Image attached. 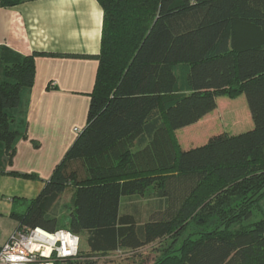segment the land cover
I'll return each instance as SVG.
<instances>
[{"label": "trees", "instance_id": "obj_1", "mask_svg": "<svg viewBox=\"0 0 264 264\" xmlns=\"http://www.w3.org/2000/svg\"><path fill=\"white\" fill-rule=\"evenodd\" d=\"M98 2L104 22L87 124L18 215L20 227L86 233L89 250L63 264H94L95 256L155 243L160 255L150 264H264V216L233 225L252 219L255 199L264 198V0ZM5 75L0 142L12 155L17 133L7 110L34 84V57L6 65ZM241 95L252 129L181 148L178 130L212 113L219 97ZM67 189L70 219L59 226ZM147 193L156 202L146 221L123 211L124 197Z\"/></svg>", "mask_w": 264, "mask_h": 264}, {"label": "crops", "instance_id": "obj_2", "mask_svg": "<svg viewBox=\"0 0 264 264\" xmlns=\"http://www.w3.org/2000/svg\"><path fill=\"white\" fill-rule=\"evenodd\" d=\"M15 1L0 0V80H7L6 65L29 56L36 76L22 90L19 106L7 110L17 133L13 154L0 142V222L11 227L6 235L0 230V246L20 227L18 215L39 196L87 124L104 22L98 0ZM217 101L231 112L233 126L244 122L240 133L254 127L248 104L234 117L237 107L221 97Z\"/></svg>", "mask_w": 264, "mask_h": 264}, {"label": "rangeland", "instance_id": "obj_3", "mask_svg": "<svg viewBox=\"0 0 264 264\" xmlns=\"http://www.w3.org/2000/svg\"><path fill=\"white\" fill-rule=\"evenodd\" d=\"M177 71L180 76V84L178 89L181 91L186 90L187 82H185L182 79L185 69L184 68L182 69V66H179L177 67ZM221 98L228 101L225 103L230 102V105H234L235 107H237L234 117L240 116L241 110L246 111L245 108L247 105V100L245 98V95H241L239 97H234V98L228 96H222ZM211 114L213 115L210 116ZM223 116H225V118H222ZM205 118L207 119H206V123L204 124L202 123L197 125L196 123L194 125L182 128L176 132V137L182 149L186 150L203 145L204 143L207 142L209 137H211L214 134L221 133L222 131L225 130L224 128L231 129L229 131H231L232 133H240V129H242L244 125V122H241L238 124L236 123L237 125L233 126L235 120H233L234 118L231 115V112H225L223 103L220 104L212 113L207 115V117ZM71 191L72 190L67 189L64 192V194H62V197L60 198V201L57 205V211L61 212L59 214V226H65L70 219V214L67 212L66 204H68L70 201V197L72 194ZM151 197H152L151 193L150 194L147 193V195L145 196L124 197L123 199L125 198L126 199L123 202V211L134 213L138 217L140 222H144L148 219L149 212L156 202V200H153V198ZM236 208L237 207H234L233 210H236ZM251 209L253 213L252 219H250L249 221H245L243 218H239L236 221V223L233 224L235 228L238 229L240 228L241 225H251L254 222H257L263 218L264 198L255 199V202L251 207ZM233 210L230 211L229 213L235 212ZM193 229L188 228L185 232H183L178 240V243H176L175 246L176 247L180 246L182 240L187 238L192 233ZM0 230L2 233H4V235L9 234V231L11 230L10 223L8 221H1ZM80 238H81L80 252L81 254H86V251L89 250L86 233L80 234ZM157 246H159V244L155 243L154 245H149L136 252L124 249L115 253H108L105 255L95 256L93 260L90 261H94V264H150L153 263L155 259H157L160 255L156 252L155 248H157Z\"/></svg>", "mask_w": 264, "mask_h": 264}, {"label": "built area", "instance_id": "obj_4", "mask_svg": "<svg viewBox=\"0 0 264 264\" xmlns=\"http://www.w3.org/2000/svg\"><path fill=\"white\" fill-rule=\"evenodd\" d=\"M80 243V236L65 228L51 232L24 225L0 246V264H63L78 256Z\"/></svg>", "mask_w": 264, "mask_h": 264}]
</instances>
